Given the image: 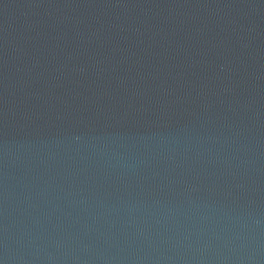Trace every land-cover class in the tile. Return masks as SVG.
Segmentation results:
<instances>
[{
    "label": "water",
    "instance_id": "water-1",
    "mask_svg": "<svg viewBox=\"0 0 264 264\" xmlns=\"http://www.w3.org/2000/svg\"><path fill=\"white\" fill-rule=\"evenodd\" d=\"M0 264H264V0H0Z\"/></svg>",
    "mask_w": 264,
    "mask_h": 264
}]
</instances>
